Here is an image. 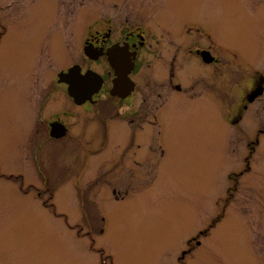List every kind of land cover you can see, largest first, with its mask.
I'll return each instance as SVG.
<instances>
[{
	"label": "rangeland",
	"instance_id": "rangeland-1",
	"mask_svg": "<svg viewBox=\"0 0 264 264\" xmlns=\"http://www.w3.org/2000/svg\"><path fill=\"white\" fill-rule=\"evenodd\" d=\"M137 26L132 97L76 104L58 73ZM258 74L264 0H0V264H264V97L232 121Z\"/></svg>",
	"mask_w": 264,
	"mask_h": 264
},
{
	"label": "flooded vegetation",
	"instance_id": "flooded-vegetation-1",
	"mask_svg": "<svg viewBox=\"0 0 264 264\" xmlns=\"http://www.w3.org/2000/svg\"><path fill=\"white\" fill-rule=\"evenodd\" d=\"M124 28H122L119 31L113 28H110L107 32L105 31L102 32L99 30L96 33L89 35L84 40V44H85L84 49H85V46H88L90 50L93 52V54H97V53L101 54L97 59H93L87 56L84 51L86 58H89V60L91 61H98L100 59H104L108 62L110 69L108 70V72H106L107 74L101 73L102 76L104 77V83H103L101 91L98 94L94 95L93 97L94 102L87 101L81 106H84L86 104H91V105L97 104L98 101L100 100L101 92L107 87V84L109 83L111 84L108 88L109 94H110V89L113 85V79L115 78L116 75H115L114 68L111 67L108 61V56L106 52L109 50L115 49V51L122 53V56L125 57L126 59H132V61L134 62V67L132 69L130 76L135 81L134 76L137 74L139 67H141L143 63V50L148 44V33L149 32L146 28H142L140 26H137V28H133V27H130L127 29H124ZM194 30L198 31V28L192 27V31ZM207 52L209 51L203 50V49L197 51L201 60H204V57L208 55ZM211 56L214 58L213 61L212 62L205 61L206 63L213 64L218 60L217 57H214L212 54ZM87 69L95 70L93 66H87L86 70ZM135 83L137 87V82L135 81ZM136 87H135V90H136ZM261 87H263V92L260 93L253 100H250V97ZM135 90L127 98L132 97ZM112 97L118 98L119 100L121 99L115 96H112ZM263 97H264V77L258 74L252 80V86L250 87L249 91L242 96L241 101H240L241 103L238 104L237 108L234 110V116L232 118V121H239V119L242 118V112L245 111L249 107L250 104H253L261 100ZM52 122H61L67 126L66 122L62 121V119L59 116H56L55 119H52L49 122V125ZM67 127H68V132H67L68 137H74L73 134L71 133L69 134L70 128L69 126ZM50 130H51V127L49 129V135H50V138H53L50 134ZM53 139L60 140L61 138L60 139L53 138Z\"/></svg>",
	"mask_w": 264,
	"mask_h": 264
},
{
	"label": "water",
	"instance_id": "water-1",
	"mask_svg": "<svg viewBox=\"0 0 264 264\" xmlns=\"http://www.w3.org/2000/svg\"><path fill=\"white\" fill-rule=\"evenodd\" d=\"M87 56L93 59H97L101 54H93L88 46L84 49ZM108 61L111 67L115 70V78L113 79V86L110 89V94L121 99H125L132 94L135 90L136 83L131 78L130 74L134 67L132 59H126L122 56V53L115 51V49L106 52ZM207 56L204 57V61L212 62L213 57L210 52H207ZM58 82L67 84V92L69 96L78 105H82L87 101L94 102V95L99 93L104 78L98 72L88 69L86 72L82 71V67L79 64H75L68 68V70L60 71L58 73ZM263 92V87L259 88L251 97L253 100L260 93ZM67 134V127L61 122H53L51 124V136L54 138H61Z\"/></svg>",
	"mask_w": 264,
	"mask_h": 264
},
{
	"label": "trees",
	"instance_id": "trees-1",
	"mask_svg": "<svg viewBox=\"0 0 264 264\" xmlns=\"http://www.w3.org/2000/svg\"><path fill=\"white\" fill-rule=\"evenodd\" d=\"M257 143V142H256ZM254 147V146H252ZM251 147V148H252ZM254 148H252L251 153L253 152ZM249 158H247L248 161ZM250 167H249V163L247 164V167L245 170L241 171L240 173H233L230 174V179H232L234 181V185L232 187L229 188L228 193L230 192V194L232 193L233 190L237 189V183H238V179L240 178V176L242 174H244L246 171H249ZM226 206H224V209L222 210V212L220 214H218L216 216V218H214V220L212 221V223L210 224V227L204 231L201 232V234H205L209 231L210 228H213L224 216V211H225Z\"/></svg>",
	"mask_w": 264,
	"mask_h": 264
}]
</instances>
